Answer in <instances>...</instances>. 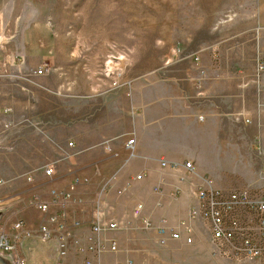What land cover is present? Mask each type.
Returning <instances> with one entry per match:
<instances>
[{"label":"rangeland","instance_id":"obj_1","mask_svg":"<svg viewBox=\"0 0 264 264\" xmlns=\"http://www.w3.org/2000/svg\"><path fill=\"white\" fill-rule=\"evenodd\" d=\"M234 59L249 80L248 116L236 111L238 97L225 110V84L206 79ZM86 94L93 113L97 99L108 97L105 112L118 123L132 122L134 98L186 102L208 121L211 138L209 155L190 162L194 173L214 188L264 198V0H0V216L10 223L24 208H15L17 196L49 182L43 168L64 165L66 117L73 110L79 126L85 107L66 97ZM26 208L39 225L41 214ZM193 225L191 238L203 249L160 246L145 230L116 228L111 256L115 264H264V255L213 254L204 221ZM20 256L24 264L75 259Z\"/></svg>","mask_w":264,"mask_h":264},{"label":"crops","instance_id":"obj_2","mask_svg":"<svg viewBox=\"0 0 264 264\" xmlns=\"http://www.w3.org/2000/svg\"><path fill=\"white\" fill-rule=\"evenodd\" d=\"M232 48L234 52V47ZM233 55L236 56L235 53ZM199 57L203 58L202 55ZM237 69V62L234 59L224 66L219 76L206 77V79L222 81L225 84V110L228 108L231 111L233 109L231 101L238 97L240 102L236 111L248 116L249 80L247 76L238 73ZM201 96L208 95L202 92ZM78 99L85 106L81 111L84 117L81 118L79 126L73 124L75 120L71 110L68 113L70 116L66 117L69 125L71 124L68 126L66 121L65 131L68 132L65 136L66 140H60L61 143L72 142L73 146L67 148L66 152L70 155L69 158L60 160L65 163L61 167H55L53 176L48 178L49 182L38 184L37 188L32 187L17 196L15 208L24 206L20 211V219L25 227L32 231L30 237L20 241V255H57L58 257L57 238L52 237L45 242L38 239V225L34 220L39 219L40 216L35 212L27 211L26 207H33L26 205L34 198L45 202L50 201L48 190L66 187L73 177L85 179L86 182L74 188V197L79 199L80 203L65 207L70 238L67 240V256L62 261L70 263V257H74L71 264L76 262L81 264L83 256L76 254L75 248L85 245L91 221L92 201L98 193H100L103 217L106 220L121 223L120 230L136 227L145 230L146 234L153 239H157L158 235L154 229H144L139 217L133 216L135 207L141 205V216L153 225L163 221L166 226L179 228V223L186 221L188 210L194 203L195 191L210 185L197 173L185 175L181 166L185 160L196 164L197 157L209 155L211 140L208 121L197 119L193 107L191 108L186 102L173 101L164 97L134 98L133 102L138 112L132 116V122L129 123L125 116V120L118 123L115 116L107 115L105 112L108 97L97 99V113L91 112V107H88L93 100L92 95L66 97V100ZM122 101L124 100L121 99ZM69 105L71 103L67 104ZM99 111L103 113L99 114ZM130 138H133L131 149L126 147V142ZM103 141H108V149L101 145ZM161 160L176 163L177 167L162 169L159 165ZM137 174H141L140 180H135ZM40 182H43L41 176ZM102 188H104L103 191H101ZM176 189H179L177 195H175ZM36 192L39 196L34 195ZM58 210V207L50 208L51 212ZM73 221L79 223L77 227H72ZM195 227L193 225V234ZM117 235L118 233L106 231L101 235V239L107 245L109 240L119 237ZM113 241L116 246L120 243V240ZM166 245L193 250L203 249V243L197 242L195 238H192L190 245L185 244L182 237L179 240L165 239L160 246ZM111 255L116 254L105 251L101 256L100 264H115L117 257Z\"/></svg>","mask_w":264,"mask_h":264},{"label":"built area","instance_id":"obj_3","mask_svg":"<svg viewBox=\"0 0 264 264\" xmlns=\"http://www.w3.org/2000/svg\"><path fill=\"white\" fill-rule=\"evenodd\" d=\"M108 65H110V61H107L105 66ZM262 69L261 63H256V72H261ZM40 73L41 69L37 71V74ZM261 106L262 104L258 102L257 107L260 109ZM243 120L246 123L249 122L248 118ZM107 143L108 141H103L101 145L108 149ZM132 143L133 138L128 139L126 147L131 149ZM72 146V142H67L66 147ZM69 156V154L63 153L60 160H66ZM159 165L162 169L177 167L176 163L165 160H161ZM181 166L185 175L194 172V167L190 162H184ZM54 169V163L46 165L42 171L43 175L51 178ZM262 173H264V169H262ZM140 179L141 174H137L135 180ZM82 182H86V180L73 177L66 187L49 191L50 201L45 202L34 198L26 205L33 207L42 216L37 228L38 239L45 242L52 237L57 238L60 261L67 256V240L70 238L65 207L80 203V200L74 197V188ZM103 190L104 188L101 189V191ZM177 190L179 189L175 190V195H177ZM51 207H58L59 210L51 212ZM140 212L141 205H137L133 210V216L139 217L144 229L155 230L158 235L156 242L160 245L164 243L165 239L179 240L182 237L185 244H190L193 224L199 219L204 221L208 228L213 254L245 258L264 255V198L252 195L246 189L224 191L211 185L197 189L194 194V203L188 210L187 219L179 223V228L166 226L163 221H160L158 225H153L141 216ZM10 218L7 215L0 216V258L6 264H24V259L19 253V243L22 239L30 237L32 231L25 227L22 219L14 217L10 223ZM78 224L77 221L71 223L72 227H77ZM120 225L121 223L108 221L103 217L100 193H98L95 200L92 201L91 221L85 245L75 248V253L83 256L81 264H100L101 256L105 251H116L115 241L109 240L105 245L101 235L106 231L119 228ZM120 264H135V262L132 259H126Z\"/></svg>","mask_w":264,"mask_h":264},{"label":"water","instance_id":"obj_4","mask_svg":"<svg viewBox=\"0 0 264 264\" xmlns=\"http://www.w3.org/2000/svg\"><path fill=\"white\" fill-rule=\"evenodd\" d=\"M0 264H6V263L0 258Z\"/></svg>","mask_w":264,"mask_h":264},{"label":"bare ground","instance_id":"obj_5","mask_svg":"<svg viewBox=\"0 0 264 264\" xmlns=\"http://www.w3.org/2000/svg\"><path fill=\"white\" fill-rule=\"evenodd\" d=\"M3 41V40H2Z\"/></svg>","mask_w":264,"mask_h":264}]
</instances>
